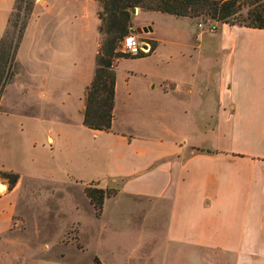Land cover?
<instances>
[{"label": "crops", "instance_id": "obj_1", "mask_svg": "<svg viewBox=\"0 0 264 264\" xmlns=\"http://www.w3.org/2000/svg\"><path fill=\"white\" fill-rule=\"evenodd\" d=\"M14 1L0 0L5 4L2 22ZM100 9L96 0H36L16 54V73L0 97V131L10 145L21 141L34 151L47 143L50 151H63L70 171L61 165L58 171L79 189L83 208L103 229L122 223L147 231L129 252L105 240L103 258L95 256L102 264L130 260L140 244L150 245L151 255L163 253L157 264H264V29L217 23L215 45L198 46L199 53L213 49L218 54L213 82L164 77L154 94L157 83L148 80L143 103L135 110L154 121L117 119L115 81L113 119L105 131L83 124L85 91L102 42ZM198 23L195 34L202 35ZM153 31L148 28L158 42ZM157 46L139 59L154 54ZM130 98L128 89L121 100L125 111L131 109ZM159 114L181 116L182 133L159 126ZM80 131L109 140L106 163L86 178L73 172ZM27 178L62 181L51 171L20 173L11 191L0 181V237L5 242L0 264L22 262L23 250L10 253L5 246L15 240L5 236L16 222H27V197L40 195L26 185ZM92 182L103 190L116 189L104 198L99 216L83 189ZM70 209L80 211L77 200ZM127 211L136 216L124 217ZM58 218L67 220L62 206ZM69 220L66 230L77 227L80 240L81 220Z\"/></svg>", "mask_w": 264, "mask_h": 264}, {"label": "rangeland", "instance_id": "obj_2", "mask_svg": "<svg viewBox=\"0 0 264 264\" xmlns=\"http://www.w3.org/2000/svg\"><path fill=\"white\" fill-rule=\"evenodd\" d=\"M4 5L0 4V12L4 9ZM241 12L245 15L246 8H243ZM210 19L203 16L194 17V20L202 22L203 26H206ZM195 21H191L187 17L174 16L153 10H141L140 8H138L137 13L132 14L131 29H134L133 33L141 41L149 43L150 49L147 54L152 53L151 40H153V34L148 32V28L151 29V26L155 37L158 39V46L156 52L148 57L141 59L122 58L117 61L115 66L118 87L117 119L122 120L123 118L131 121L149 119L154 121L153 118L147 116L146 112L135 110L139 103H143L148 80L153 79L157 83L156 88L151 91L154 94L159 92L160 87L158 84L164 77L176 79L206 78L211 79V82H213L216 71L213 61L218 54L213 49H206L199 53L198 46H214L217 35L206 31L205 27L203 29L198 27L203 34L196 35ZM0 22L2 23L0 25V36H2L8 27V18L2 22L1 13ZM142 23H148L149 26L141 25ZM136 28H141V31L137 32ZM143 28L147 30L143 31ZM148 70L150 71L146 75L144 71ZM128 89L131 91L129 101L131 109L125 111L121 107V100L122 95ZM169 93L172 92L169 91ZM10 96L11 90H8L5 96L6 102ZM164 99L166 101V98ZM159 104L161 105L162 102H159ZM156 120L159 126L167 125L178 135L182 133L180 129L183 118L181 116L169 117L168 115L159 114ZM107 138L105 135L97 136L86 131L79 132V147L75 157L78 165L73 171L75 174L86 178L91 172L96 173L97 170L102 169L107 161L106 148L109 143ZM44 146V149L30 151L23 148L21 141L15 143V146L14 144L10 145L6 134L0 131V168L18 174L21 173L26 177L31 174L41 175L42 172L51 171L58 180H62L54 184L38 179H25L26 185L38 189L40 195L27 197L23 205L25 206L27 222L24 219L22 223L16 222L12 231L5 236L12 237L15 240L13 245L5 246L10 253L23 250L22 262L19 264H92L93 258L97 254L103 258L105 248L103 242L105 240L112 246H121L126 252L136 247L139 243V236L147 231L143 232L122 223H118L117 226L112 228L105 227L103 229L102 222L92 220L88 215V210L83 208V198L79 189L67 184L66 177L58 171V165L69 170L66 154L63 151H50L47 143ZM89 184L99 188L97 182ZM89 184L85 185L84 188ZM82 187L81 185L80 188ZM111 189H114V187ZM56 192H59V194H56ZM60 197H63L61 204ZM74 200H77L80 206V211L77 213L70 209V204ZM61 206L64 213L67 214L66 221L58 218ZM125 206L130 207L129 204ZM125 216L135 217L136 215L127 211L124 214ZM72 218H78L82 222L79 227L80 240L78 239L77 227H70L66 230V223L70 222L69 219ZM119 225H122V227ZM102 236H105V238ZM3 243L5 242L0 237V247L4 246ZM151 248L150 245L140 244L139 248H136L138 249L137 253L131 256L130 260L118 261L114 264H157L158 261H162L163 253L156 252L155 255H151ZM151 257L152 260L146 261L147 258Z\"/></svg>", "mask_w": 264, "mask_h": 264}, {"label": "trees", "instance_id": "obj_3", "mask_svg": "<svg viewBox=\"0 0 264 264\" xmlns=\"http://www.w3.org/2000/svg\"><path fill=\"white\" fill-rule=\"evenodd\" d=\"M102 34L100 49L95 57V70L85 91L83 124L90 129L108 130L111 127L114 108L116 73L115 66L120 58H139L149 55H132L120 51L119 44L132 27L133 7L153 10L174 16L211 18L220 23L237 24L264 29V0H96ZM36 0H15L8 17V27L0 36V97L5 86L17 70L16 54L32 15ZM246 8L245 15L241 10ZM151 51L157 46L151 40ZM19 180V174L0 168V181L11 191ZM116 189H99L89 184L84 193L95 210L102 212L104 198L114 195ZM92 264H102L95 257Z\"/></svg>", "mask_w": 264, "mask_h": 264}, {"label": "built area", "instance_id": "obj_4", "mask_svg": "<svg viewBox=\"0 0 264 264\" xmlns=\"http://www.w3.org/2000/svg\"><path fill=\"white\" fill-rule=\"evenodd\" d=\"M218 21L210 19L206 26H203L202 22L198 23V27H205V30L208 32H214L216 29ZM120 51L129 53L132 55L140 54V53H148L150 49V45L148 42L141 41L134 33L130 30V32L124 36L119 44Z\"/></svg>", "mask_w": 264, "mask_h": 264}, {"label": "water", "instance_id": "obj_5", "mask_svg": "<svg viewBox=\"0 0 264 264\" xmlns=\"http://www.w3.org/2000/svg\"><path fill=\"white\" fill-rule=\"evenodd\" d=\"M136 9H137V7H133L132 9H131V13L133 14V13H136ZM134 29H131V31H133ZM137 32H140L141 31V28H136L135 29ZM144 30H147L146 28H143V31Z\"/></svg>", "mask_w": 264, "mask_h": 264}]
</instances>
